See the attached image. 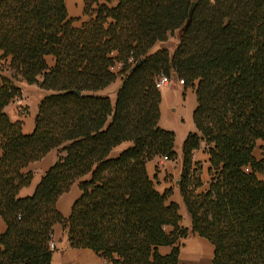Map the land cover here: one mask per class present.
Here are the masks:
<instances>
[{"label": "trees", "instance_id": "1", "mask_svg": "<svg viewBox=\"0 0 264 264\" xmlns=\"http://www.w3.org/2000/svg\"><path fill=\"white\" fill-rule=\"evenodd\" d=\"M82 14L75 27L65 0H0V264H51L56 224L70 248L105 264H180L189 234L212 246L210 264H264V159L252 156L264 147V0H83ZM170 39L172 51L154 50ZM172 73L196 95L179 184L189 231L146 172L154 158H176L154 87ZM118 80L113 99L101 94ZM20 81L44 93L29 135L4 111ZM202 144L209 181L199 192ZM52 150L54 165L18 197L32 178L24 170ZM74 183L65 219L56 201Z\"/></svg>", "mask_w": 264, "mask_h": 264}, {"label": "crops", "instance_id": "2", "mask_svg": "<svg viewBox=\"0 0 264 264\" xmlns=\"http://www.w3.org/2000/svg\"><path fill=\"white\" fill-rule=\"evenodd\" d=\"M65 2L68 14L70 11L77 14L82 13V0H65ZM74 2L76 3V8L71 10ZM73 25L75 27L80 26V24ZM158 45L155 46L154 50L158 48ZM0 63L2 62L0 61ZM46 63L48 67L53 66V58L51 56H47ZM1 74L8 76L7 72ZM113 85H115V87H113ZM119 85L120 81L118 80L116 83L110 85L102 91L101 94L108 95L113 99L115 91ZM18 86L22 92L19 103H21V105L25 108V114L20 115L18 110V106L20 105H18L17 102L10 103L4 111L11 122L19 121L21 123V131L24 135H29L34 130V121L37 115L38 105L44 93L38 89L37 86L27 85L23 81L18 82ZM110 89H112V93L109 94L108 91ZM159 92L160 103L158 126L161 129L172 131L174 133V151L176 153V158L173 161L163 160L162 158H154L146 163V172L148 177L153 181L155 190L159 194H164L167 190L171 191V194L167 197L166 204H175L178 207V216L180 217L179 225L189 231L190 218L182 201L177 181L180 180L182 144L187 134L195 131L192 114L196 107V95L193 88H185L184 86L178 84L177 80H172L170 85L160 89ZM129 146V143L119 145L112 150L111 157L117 156L122 150ZM204 148L205 146L202 144L200 149L193 153V162L201 164L200 179L202 187L198 190L199 192L206 190L209 181V157L203 151ZM252 156L257 161L264 159V147H262L261 141H257L256 146L253 149ZM56 160L57 152L52 150L42 159L29 164L24 172L30 173L32 178L28 186L20 189L18 197L24 198L31 196L42 177L54 165ZM257 177L264 184V175L258 174ZM79 196L80 190L78 188V184L74 183L67 193L62 194L57 199L56 209L63 218L66 219L69 217L71 207ZM5 229V222L0 216V234L3 233ZM197 239L207 243V258L208 263L210 264L213 252L212 246L201 238L197 237ZM52 241L55 248L51 256V264H101L100 259L90 250L70 248L67 240V232L59 224H56L53 228ZM193 244L190 243L186 248V253L189 255H195L197 250L199 252V249H197V247ZM160 252L162 254H167L169 249L161 248Z\"/></svg>", "mask_w": 264, "mask_h": 264}, {"label": "rangeland", "instance_id": "3", "mask_svg": "<svg viewBox=\"0 0 264 264\" xmlns=\"http://www.w3.org/2000/svg\"><path fill=\"white\" fill-rule=\"evenodd\" d=\"M82 3H83V0H82ZM72 9L71 10H74V8H76V3L74 2L73 5H72ZM73 11H70L69 14H68V17L75 20L73 24H81L83 21L86 20V17L83 16V14H77ZM175 47V41L174 39H170L169 41L165 42V43H160L158 45V49L160 48H166V49H169L170 51H172ZM177 80V78H176ZM116 83V82H115ZM184 86V85H182ZM113 87H115V85H113ZM111 87V88H113ZM187 88V87H185ZM112 89H110L108 91V93H112L111 92ZM14 102H17V100H15ZM18 105V110H19V113L21 115V112H23V114H25V108L21 105V103H17ZM22 110V111H21ZM21 111V112H20ZM22 114V115H23ZM193 244L197 247V249H199V252L197 250V252L195 253V255H189L188 253H186V248L188 247L189 244ZM181 254H180V264H209L208 263V250H207V243L197 239L196 236L194 235H191L189 234V236L187 237V239H185L183 242H182V247H181ZM100 262L101 264H105L104 261H102L100 259Z\"/></svg>", "mask_w": 264, "mask_h": 264}, {"label": "built area", "instance_id": "4", "mask_svg": "<svg viewBox=\"0 0 264 264\" xmlns=\"http://www.w3.org/2000/svg\"><path fill=\"white\" fill-rule=\"evenodd\" d=\"M177 82L178 84L180 85H183V81L182 80H178L177 79ZM171 83V77H168L166 75H160L159 77H157L154 81V87L157 89V90H160L168 85H170ZM17 103H19V100H17ZM22 111V110H21ZM20 111V112H21ZM21 114H23V112H21ZM163 160H167L166 157H161ZM49 248L51 250H54L55 246H54V243L52 241V236H51V241L49 242Z\"/></svg>", "mask_w": 264, "mask_h": 264}, {"label": "water", "instance_id": "5", "mask_svg": "<svg viewBox=\"0 0 264 264\" xmlns=\"http://www.w3.org/2000/svg\"><path fill=\"white\" fill-rule=\"evenodd\" d=\"M194 8H195V2H192L191 7H190V9L188 11V18H187L183 28L180 29V32L183 31L190 24ZM172 80H176V76H175L174 73L171 74V82H172ZM71 92L74 93L77 96L80 95V92H78V91H71ZM177 183L180 184V180H178Z\"/></svg>", "mask_w": 264, "mask_h": 264}]
</instances>
